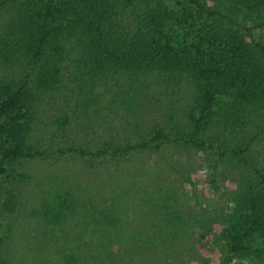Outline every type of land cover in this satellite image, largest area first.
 I'll return each mask as SVG.
<instances>
[{"label":"trees","instance_id":"trees-1","mask_svg":"<svg viewBox=\"0 0 264 264\" xmlns=\"http://www.w3.org/2000/svg\"><path fill=\"white\" fill-rule=\"evenodd\" d=\"M0 21V52L22 67L0 80V172L56 152L121 174L105 197L68 188L43 206L56 225L76 216L85 253L67 251L70 260L136 264L163 249L195 252L217 225L216 264H264V0H0ZM58 99L56 122L78 135L42 149L31 131ZM72 119L87 122L74 129ZM184 151L208 155L211 185L219 164L236 167L227 204L190 201L170 175L143 188L136 171L122 174L135 159L184 162ZM126 206L141 222L129 224Z\"/></svg>","mask_w":264,"mask_h":264},{"label":"rangeland","instance_id":"rangeland-1","mask_svg":"<svg viewBox=\"0 0 264 264\" xmlns=\"http://www.w3.org/2000/svg\"><path fill=\"white\" fill-rule=\"evenodd\" d=\"M1 26L2 21L0 30ZM21 69L19 64L5 59L4 52H0V80H16ZM60 104L61 100L58 99L55 104L51 102L49 106L47 105V112L42 113L40 118L43 120L39 122L38 118L31 131V141L42 149L54 151L58 145H64L65 141L77 138L78 131L61 128L56 122L61 115ZM160 114V110H157L152 112L151 116L156 118ZM72 120L70 126L74 129H79L82 123L87 122L85 119ZM92 131L84 128L82 133L92 134ZM171 152L169 149L164 154L169 155ZM181 156L184 162L179 160L176 162L168 156L166 163L156 166H151L149 163H152V160L149 162L147 158L135 159L137 160V163H133L135 166L129 164L131 170L127 168L128 171L125 169L122 174L128 179L136 171L142 178L140 179L143 188L148 184L155 187L161 182V178L170 175L176 179L173 185L181 186L190 201L198 199L204 204L207 202L227 204V200L224 201L221 195H227L228 189L235 188L236 177L239 175L236 167L232 164H219L216 177L218 189H215L216 184L210 183L208 166L211 159L207 157L208 155L184 151L181 152ZM170 165L176 167L171 168ZM181 168L189 175L190 183L181 177L179 173ZM117 170L119 169L106 163L90 162L76 153L60 155L52 152L44 157L21 158L6 164V170L0 172V261H5V264H78L77 261L70 260L67 253L71 250L79 254L85 253L84 246L75 245L74 230L78 229V225L75 224L76 216L72 218L68 215L56 225L44 219L42 208L45 204L54 205L60 197L66 195L65 191L68 188L95 191L105 197L118 184L119 179L121 180L120 173L118 178L114 176L113 172ZM127 206L125 213L129 224L135 225L139 220L141 222L143 216L136 210L132 212L129 210L132 208ZM139 227L144 229L140 225ZM218 229V226L214 225L212 231L206 232L200 240L198 239L194 243L195 252L188 250L187 247L179 252L180 247L170 251L163 249V253L158 257L153 258L148 253L150 256L136 260L135 263L216 264L221 253L213 232H217ZM84 240L81 239V243ZM166 251L170 253H165Z\"/></svg>","mask_w":264,"mask_h":264}]
</instances>
